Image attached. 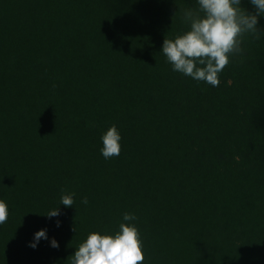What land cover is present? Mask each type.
<instances>
[{"label":"trees","instance_id":"trees-1","mask_svg":"<svg viewBox=\"0 0 264 264\" xmlns=\"http://www.w3.org/2000/svg\"><path fill=\"white\" fill-rule=\"evenodd\" d=\"M190 6L0 0V264H70L125 212L143 264H264V35L245 34L218 86L196 81L160 52ZM113 124L121 152L105 159Z\"/></svg>","mask_w":264,"mask_h":264},{"label":"clouds","instance_id":"clouds-1","mask_svg":"<svg viewBox=\"0 0 264 264\" xmlns=\"http://www.w3.org/2000/svg\"><path fill=\"white\" fill-rule=\"evenodd\" d=\"M254 11L242 7V0H194V6L183 10L181 21L186 30L173 38H164L161 51L174 72L204 81L213 87L220 84L219 73L229 63L230 54L240 53L245 34L264 35V0H248ZM177 14L175 12L174 16ZM100 153L105 159L119 156L122 139L113 124L101 134ZM74 193L60 196V205L74 208ZM87 204V198L82 199ZM59 205V206H60ZM8 204L0 200V224L8 218ZM59 207L51 209L45 216L58 217ZM134 213L122 215L118 229L114 232L90 231L71 255L70 264H143L145 254ZM57 220L56 226L60 227ZM75 231V228L73 229ZM41 239H49L47 229L41 228L33 234L29 246L36 248ZM50 246L59 243L51 238Z\"/></svg>","mask_w":264,"mask_h":264}]
</instances>
